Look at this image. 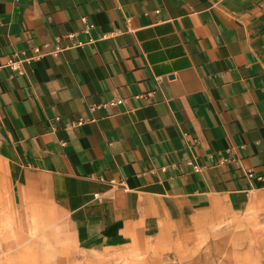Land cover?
<instances>
[{
    "label": "crops",
    "instance_id": "0c3cea01",
    "mask_svg": "<svg viewBox=\"0 0 264 264\" xmlns=\"http://www.w3.org/2000/svg\"><path fill=\"white\" fill-rule=\"evenodd\" d=\"M7 232L264 264V0H0Z\"/></svg>",
    "mask_w": 264,
    "mask_h": 264
},
{
    "label": "rangeland",
    "instance_id": "374dc122",
    "mask_svg": "<svg viewBox=\"0 0 264 264\" xmlns=\"http://www.w3.org/2000/svg\"><path fill=\"white\" fill-rule=\"evenodd\" d=\"M31 243L35 244L34 238L22 239L18 232L14 234L7 232L6 238H2L0 234V248H3L4 252L7 253H0V264H180L178 251L164 249V244L161 241H149L137 247L125 248L112 254L97 255L84 260L80 255L73 256L69 253L73 246L65 234L58 240V254L51 253V246H55V244L44 240L38 244L42 250L40 255L8 253L18 251L25 246L28 247ZM199 256L195 255L194 257ZM223 258L226 259V255ZM186 263L184 260L183 264Z\"/></svg>",
    "mask_w": 264,
    "mask_h": 264
},
{
    "label": "built area",
    "instance_id": "2783aa9c",
    "mask_svg": "<svg viewBox=\"0 0 264 264\" xmlns=\"http://www.w3.org/2000/svg\"><path fill=\"white\" fill-rule=\"evenodd\" d=\"M21 61L17 59V56H13V58L9 62V67L12 69H17L20 65ZM117 103H121V101H118ZM250 177L252 178L253 176L250 174Z\"/></svg>",
    "mask_w": 264,
    "mask_h": 264
}]
</instances>
